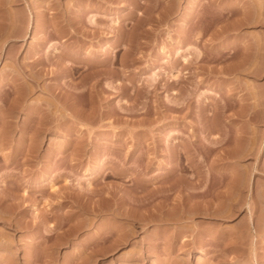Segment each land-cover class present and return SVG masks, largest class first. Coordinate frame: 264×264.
<instances>
[{
  "label": "rangeland",
  "instance_id": "obj_1",
  "mask_svg": "<svg viewBox=\"0 0 264 264\" xmlns=\"http://www.w3.org/2000/svg\"><path fill=\"white\" fill-rule=\"evenodd\" d=\"M0 264H264V0H0Z\"/></svg>",
  "mask_w": 264,
  "mask_h": 264
},
{
  "label": "bare ground",
  "instance_id": "obj_2",
  "mask_svg": "<svg viewBox=\"0 0 264 264\" xmlns=\"http://www.w3.org/2000/svg\"><path fill=\"white\" fill-rule=\"evenodd\" d=\"M177 73H178V72H177ZM177 73H175V74H177ZM175 74H174V75H175ZM178 75H179V74H177V76H178ZM251 213H252V211H251ZM252 216H253V215H251V217L249 218V219H250L249 227L256 226V225H255V221H254V219H253ZM254 228H255V227H254ZM249 229H250V228H248V225H247V228H246V231H244V234H247V230H249ZM245 232H246V233H245ZM240 233H242L241 235H243V230L240 231ZM249 233H251V232L248 231V234H247V235H249ZM241 235H240V236H241ZM243 237L246 238V235H245V236L243 235L242 238H243Z\"/></svg>",
  "mask_w": 264,
  "mask_h": 264
}]
</instances>
